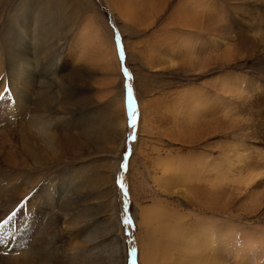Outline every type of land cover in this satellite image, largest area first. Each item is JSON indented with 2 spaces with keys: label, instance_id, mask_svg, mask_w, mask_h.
<instances>
[{
  "label": "rangeland",
  "instance_id": "obj_1",
  "mask_svg": "<svg viewBox=\"0 0 264 264\" xmlns=\"http://www.w3.org/2000/svg\"><path fill=\"white\" fill-rule=\"evenodd\" d=\"M123 1L0 0V264H23L24 258L29 264H177L150 245L158 229L172 225L175 234L185 223L201 231L215 219L222 224L217 239L237 246L247 231L258 248L248 264H264V175L255 202L229 183L215 214L208 185L178 178L163 184L171 172L156 165L181 160L191 167L197 157L203 159L200 174L211 175L222 166L237 171L233 160L240 155L243 165L264 172V0H150L156 12H149L148 0ZM186 1L194 9L203 4V10L196 5L209 17L201 26L188 12L178 16ZM183 19L191 34L172 27ZM22 27L30 51L15 36ZM185 34L194 36L193 58L181 53ZM161 45L179 55L159 56ZM20 58L26 65L24 59L16 64ZM190 90L198 95L200 123L181 118ZM39 121L53 125L44 136L34 130Z\"/></svg>",
  "mask_w": 264,
  "mask_h": 264
},
{
  "label": "bare ground",
  "instance_id": "obj_2",
  "mask_svg": "<svg viewBox=\"0 0 264 264\" xmlns=\"http://www.w3.org/2000/svg\"><path fill=\"white\" fill-rule=\"evenodd\" d=\"M119 1V0H118ZM123 1V0H122ZM133 1V0H132ZM135 1V0H134ZM143 1V0H142ZM142 1H140V2H142ZM155 1H158V0H155ZM165 1V0H164ZM163 1V2H164ZM180 1V0H179ZM182 1V0H181ZM192 1V0H191ZM191 1H190V4H188L189 2L188 1H186V3L188 4H186L187 6H183L182 7V5L183 4H181V7H179L180 9H178L177 8V12H178V16L181 14V12H182V16H187L189 13H190V17H192L191 18V20L190 21H192V19H194V21H195V23H196V26L195 27H197V25H200L202 22H204V19L206 20V19H208V15L206 16V14H202V12H200L199 11V6L201 7L203 4H201V5H199L200 4V2H198L197 0V2L199 3V4H197V2H196V4L197 5H199V6H197L196 4L194 5V6H196V7H198L197 9H196V11H195V13H193V15L195 14V16L196 17H193V15L191 14L192 12H194V8H192L193 7V4H192V7L190 8V5H191ZM203 1H205V0H202V3H203ZM209 1V0H208ZM207 1V2H208ZM123 2H125V1H123ZM147 2H149V5H151L152 6V4H153V6L151 7H149L150 8V10H149V12H151L152 10H151V8L154 10L155 8H154V1L153 2H151L150 0H148ZM146 2V3H147ZM166 2V1H165ZM164 2V3H165ZM127 3V2H126ZM131 3V2H130ZM138 3H139V0H138ZM160 3H162V0L160 1ZM159 3V4H160ZM163 3V4H164ZM192 3H193V1H192ZM163 4H160V6L161 5H163ZM180 4V3H179ZM205 4V3H204ZM129 5H131V4H129ZM128 5V6H129ZM133 5H135V4H133ZM155 5H156V3H155ZM209 5V4H208ZM164 6V5H163ZM178 6V5H177ZM206 6V5H205ZM140 7V6H139ZM138 7V8H139ZM143 7H145V6H143ZM146 7H147V5H146ZM204 7V6H203ZM203 7H201L202 8V10L204 9ZM123 8V7H122ZM125 8V7H124ZM133 8V7H132ZM148 8V7H147ZM157 8V7H156ZM160 8H162L163 9V7H160ZM174 8V7H173ZM128 9H130V10H132L131 8H128ZM127 9V10H128ZM194 9V10H193ZM125 11H126V8L124 9ZM135 10V9H134ZM140 10H142V9H140ZM157 13H156V16L158 15V13H159V9L157 8ZM197 11H199L200 12V15H199V13H198V15H199V17L197 18ZM124 12V11H123ZM145 12V11H144ZM143 12V13H144ZM154 12H156V10H154ZM183 12H184V15H183ZM187 12H188V14H187ZM130 13H131V11H130ZM129 12H128V14H130ZM138 13V11L137 12H134V14L132 15V16H136V14ZM141 13H142V11H141ZM155 15V13H153L152 12V14L151 15ZM139 15V14H138ZM149 16H150V14H148ZM146 16L147 18L149 17V16ZM162 15H164V14H162ZM123 16V15H122ZM140 16H142V14L140 15ZM175 16H177V15H175ZM189 16H187V17H189ZM130 17V16H129ZM133 17V18H134ZM151 17H153V16H151ZM151 17H149V19H151ZM161 17V16H160ZM166 17V16H165ZM126 18V17H125ZM139 18V17H138ZM143 18H145V17H143ZM154 18V17H153ZM167 18H169V17H167ZM184 18V17H183ZM197 18V19H196ZM221 18V17H220ZM155 19V18H154ZM154 19H151V20H153V21H150V20H148L150 23H149V25L151 24L152 25V23H154ZM157 19V18H156ZM163 19V18H162ZM178 19H179V17H178ZM186 19V18H185ZM188 19H190V18H187V21H188ZM173 20V19H172ZM123 21V20H122ZM147 21V22H148ZM163 21H164V19H163ZM162 21V22H163ZM131 22V21H130ZM156 22V21H155ZM159 22V21H158ZM157 22V23H158ZM165 22V21H164ZM208 22V21H207ZM207 22H205L206 24H207ZM132 23H135V22H132ZM140 23V22H139ZM141 23H142V21H141ZM156 23V24H157ZM171 23H173V22H169V24L171 25ZM184 23V24H183ZM185 23H186V25H185ZM189 23V22H188ZM188 23L186 22V20H178L177 21V23H176V25H174V24H172L171 26L172 27H174L176 30L177 29H182L183 31H185L186 32V34H191V32H193L192 30H190L191 28L190 27H188L187 25H188ZM136 24V23H135ZM138 24V23H137ZM143 24V23H142ZM142 24H140V25H142ZM144 24H145V22H144ZM155 24V23H154ZM153 24V25H154ZM161 24V23H160ZM168 24V25H169ZM190 24L192 25V23L190 22ZM189 24V25H190ZM204 24V23H203ZM202 24V25H203ZM25 25V24H24ZM139 25V24H138ZM147 25H148V23H147ZM150 25V26H151ZM143 26V25H142ZM201 26V25H200ZM145 27H147V26H145ZM169 27V26H168ZM141 28V27H140ZM148 28V27H147ZM163 28V27H162ZM165 28V27H164ZM193 28V27H192ZM206 28H207V26H206ZM205 28V29H206ZM172 29V28H171ZM200 29V28H199ZM199 29H197V30H199ZM201 29H202V27H201ZM28 29H24L23 27H22V29L20 30V31H18L17 29H16V33H15V36L18 38V41L20 42V43H23V45H24V47L26 48V49H28L29 48V51L31 50V47H30V42L32 41L31 40V38L29 37V34H28V31H27ZM157 30V29H156ZM163 30V29H162ZM166 30H167V28H166ZM200 31H202V30H200ZM21 32H23L22 34H21ZM168 32H171V31H168ZM183 33V32H182ZM213 33H217V32H213ZM171 34V33H170ZM180 34H181V32H180ZM185 34V35H186ZM182 35V34H181ZM180 35V36H181ZM201 35V34H200ZM206 35V34H205ZM218 35V34H217ZM179 36V37H180ZM202 36V35H201ZM218 36H220V35H218ZM182 37V36H181ZM180 37V38H181ZM184 37V36H183ZM167 38H168V36H167ZM166 38V39H167ZM207 38V37H206ZM216 38V37H215ZM219 38V37H218ZM24 39V40H23ZM164 39V38H163ZM163 39H162V41H163ZM183 39V38H182ZM201 39V38H200ZM184 43L183 44H181L180 43V45L183 47V51H181V53L183 54V56H185V57H190V58H193V56L192 55H194V54H196L197 52H198V50H197V46L195 45V50L193 49V43H194V36L192 35V38L190 39V38H188V36L186 35V37L184 38ZM218 40V39H217ZM203 41V44H204V42H205V40H202ZM164 42H167V41H164ZM169 42V41H168ZM179 42V41H178ZM224 42H226V41H224ZM156 43H158V42H156ZM160 43V42H159ZM197 43V42H196ZM162 44V43H161ZM165 44V43H164ZM163 44V45H164ZM103 45V44H102ZM158 45V44H157ZM163 45H161L162 47L160 48H158V51H159V53L161 54V53H170L171 55H172V52L174 51V50H170L169 49V46L167 47L166 45V48H165V46H164V48H163ZM153 46V49L155 50V47H156V45H152ZM177 46V45H176ZM181 46H179L180 48L179 49H181ZM218 46V44H210V46H209V49H215L216 47ZM103 47V46H102ZM135 47V46H134ZM171 47H173L172 45H171ZM218 48H219V46H218ZM136 49V48H135ZM152 49V48H151ZM157 49V48H156ZM206 49V48H205ZM153 50V51H154ZM212 50V51H213ZM36 51H37V48L34 50V53H36ZM135 51H138V50H135ZM207 51V50H206ZM215 51V50H214ZM103 52V51H102ZM180 52V51H179ZM155 53H156V50H155ZM174 54H178V53H176V52H173ZM204 53V52H203ZM205 53H207V52H205ZM210 53V52H209ZM104 55H105V52H104ZM156 55H158V52L155 54V56ZM163 54H161V55H159V56H162ZM179 55V54H178ZM201 55V54H200ZM206 55V54H205ZM220 55V54H219ZM151 56H152V54H151ZM165 56H167L166 54L164 55V57ZM105 57V56H104ZM107 57V56H106ZM163 57V56H162ZM169 57V56H168ZM175 57V56H174ZM195 57H196V55H195ZM194 57V58H195ZM201 57V56H200ZM199 57V54H198V56H197V58H200ZM218 57V56H217ZM154 58V57H153ZM177 58V57H176ZM189 58V59H190ZM207 58V57H206ZM25 61H23L24 63L23 64H25L26 65V63L28 62V60H27V58L25 59V58H23ZM22 58H20V59H18V60H15L16 61V64H19L20 62H22V60H23ZM156 59H159V58H156ZM161 59V58H160ZM160 59L158 60V61H160ZM184 59V58H183ZM218 59H219V57H218ZM153 60V59H152ZM152 60H150V62L152 61ZM165 60V59H164ZM164 60H163V62H164ZM167 60V59H166ZM171 60H175V59H172L171 58ZM177 61V60H176ZM192 61V60H191ZM195 61V59L193 60V62ZM197 61V60H196ZM200 62H201V59L199 60ZM156 63H157V61H155ZM166 62V61H165ZM175 62V61H174ZM188 62V61H187ZM159 64L161 63V62H158ZM171 63V62H170ZM198 63V61L196 62V64ZM15 64V63H14ZM152 64V63H151ZM172 64V63H171ZM174 64H176V63H174ZM190 64V63H189ZM154 65V64H153ZM161 65V64H160ZM163 65V64H162ZM191 65V64H190ZM195 65V64H194ZM194 65H192V66H194ZM24 66V65H23ZM155 66V65H154ZM156 66H158V65H156ZM201 66V65H200ZM17 67V66H16ZM166 67V66H165ZM197 67V66H196ZM202 67V66H201ZM14 68V67H13ZM152 68V67H151ZM161 68V67H160ZM163 68V67H162ZM170 67H168V69H169ZM19 69H21V66H19ZM24 69H27V68H24ZM174 69V68H173ZM203 69V68H202ZM14 70H17V68L16 69H14ZM194 70V69H193ZM199 70V69H198ZM25 71V70H24ZM171 73V72H170ZM220 79H218V81H219ZM221 81H223V79H221ZM226 81V80H225ZM213 84H215V85H217L216 83H213ZM220 84H222V83H220ZM225 84L227 85L228 83H226V82H224V86H225ZM222 86V85H221ZM220 86V87H221ZM229 86V85H228ZM205 87V86H204ZM218 87V86H217ZM219 87V88H220ZM222 89H223V87H222ZM192 90V89H191ZM191 90H190V93H192L191 92ZM201 90V89H200ZM224 90H226L225 88H224ZM224 90H222V93H223V91ZM206 91V90H205ZM217 91H218V89H217ZM188 92V91H187ZM199 92V91H198ZM198 92H197V94H198ZM211 92V91H210ZM209 92V93H210ZM189 93V92H188ZM195 93V92H194ZM200 93V92H199ZM204 93V92H203ZM217 93H219V92H217ZM221 93V94H222ZM208 95V94H207ZM218 95V94H217ZM182 97H181V99H183L184 98V96L183 95H181ZM200 96H201V93H200ZM209 96H211V95H209ZM220 96V95H219ZM180 97V96H179ZM203 98V97H202ZM206 98V97H205ZM214 98V97H213ZM166 99V98H165ZM178 99V98H177ZM180 99V98H179ZM180 99V100H181ZM192 99H197L198 100V95H193V93L190 95H188L187 94V96H185V98L182 100V104H180L181 105V107H182V105H183V107H184V111L183 110H180V111H182L183 113H182V115H181V118L182 117H185L186 115H188L189 116V118H194L195 120H199V122L198 123H200V119H199V117L202 115L200 112H198L197 110L199 109V107L197 108V106L198 105H196V100L194 101V104L192 103ZM200 99V98H199ZM169 100V99H168ZM167 100V101H168ZM179 100V101H180ZM204 100V99H203ZM201 101V99L199 100V102ZM177 102V101H176ZM175 102V103H176ZM41 103V102H40ZM181 103V102H180ZM214 103H216L215 101H214ZM177 104V103H176ZM193 104V106H191ZM212 104H213V102H212ZM150 105V104H149ZM148 105V106H149ZM215 105V104H214ZM167 106H169V105H167ZM200 106H202V105H200ZM181 107H178V108H181ZM182 107V108H183ZM220 107H222L221 106V104H220ZM196 108H197V110H196ZM217 108V104L214 106V109H216ZM223 109V108H222ZM160 110V109H159ZM163 110V109H162ZM179 110V109H178ZM177 110V111H178ZM187 110V111H186ZM201 110V109H200ZM167 111V113L169 112V110H166V108H165V110H164V112H166ZM163 112V113H164ZM172 112H175V111H172ZM215 112H216V110H215ZM160 113H162V111L160 112ZM178 113H180L179 111L176 113V114H178ZM189 113V114H188ZM166 114V113H165ZM170 114V113H169ZM153 115V114H152ZM171 115H173V114H171ZM155 116V115H154ZM157 117H158V115H156ZM209 116H211V115H209ZM37 117V116H36ZM167 117H169V115L167 116ZM177 119H178V117L179 116H175ZM44 118V117H43ZM186 118V117H185ZM188 118V117H187ZM207 118V117H206ZM208 118H210V117H208ZM157 119V118H156ZM165 119H167L168 120V118H165ZM172 119H174V117L172 118ZM180 119V118H179ZM178 119V121H180V122H178L179 124L181 123V125L183 124V120L181 121V120H179ZM203 119V118H202ZM205 119V118H204ZM68 120V119H67ZM169 120H170V118H169ZM168 120V121H169ZM189 120V119H188ZM191 120V119H190ZM195 120H194V123H196L195 122ZM171 121V120H170ZM173 121V124H174V121L175 120H172ZM171 121V122H172ZM177 121V120H176ZM185 121V120H184ZM187 121V120H186ZM185 121V122H186ZM40 122V121H39ZM46 121H42V122H40V125H43L44 123H45ZM188 122V121H187ZM170 123V122H169ZM177 122H175V124H176ZM177 123V124H178ZM190 124L192 123L193 124V119H192V121L191 122H189ZM197 123V124H198ZM203 122H201V124H202ZM175 125L176 127L178 126V125ZM186 124V123H185ZM191 124V125H192ZM208 124V123H207ZM46 125V124H45ZM190 125V126H191ZM194 125V124H193ZM196 125V124H195ZM187 126V125H186ZM190 126H187V127H189L190 128ZM183 127H185V126H183ZM192 127V126H191ZM178 128V127H177ZM188 128V129H189ZM194 128H195V126H194ZM194 128H192V129H194ZM180 129H182V128H180ZM186 129V128H185ZM71 140V139H70ZM234 151V150H233ZM237 153L238 152H236V153H234V156H235V154L237 155ZM228 155V154H227ZM226 154L224 155V157L226 158V159H228V158H234L233 156H231V155H228L227 156ZM192 157V156H191ZM190 157V158H191ZM194 157H196V155L194 156ZM164 158H165V156H164ZM164 158H161L162 160L164 159ZM203 158V157H202ZM157 159V158H156ZM155 159V160H156ZM192 159V158H191ZM196 159L197 160H194V158L192 159V164H191V167H190V165H188V166H185L184 164L185 163H187V162H181V160H180V162H178L179 164H177V165H175V163L174 162H176V161H174L173 162V160L172 161H162V162H159L158 164H156V165H159V167L161 168V170H162V172H166V174L167 173H169V172H171V176L170 177H168V180L166 181V183H163V184H166V185H172V184H174V179L176 178H178V179H181V181L183 182V183H195V182H199V183H203V186L204 187H202V186H198V188L200 187V188H206V186L208 185V188H206V189H208L209 190V192H210V196H211V199L212 200H214L215 201V206H214V208H213V211L215 212V214L217 213H221V211H219V212H216L217 210H218V207L219 206H217L218 205V198H220L223 194H224V191L226 190V186H228V185H230V186H232L231 184H229V183H231V182H234V183H232V184H237V189L238 190H240L241 192L242 191H245L246 192V197H249V198H251L250 200H252L253 199V201H254V199H255V196L258 194V192L256 191L257 190V185L258 184H261V183H258L257 182V180L259 179V178H261V177H263V173L264 172H256V170L254 169V167H247L246 165H243L242 164V162H243V159L240 157V155H237V157L233 160V162L234 163H236L235 164V166H236V168L238 169L237 171H236V169H235V172L233 171V172H230V171H232V169H222V167H220V165H221V163H216L215 165H214V168L216 169V167L217 166H219L221 169L219 170V172L218 173H214V174H211V175H203V174H200V168H201V166H202V161H203V159H202V161L200 160V159H198L197 157H196ZM158 160V159H157ZM156 160V161H157ZM160 160V159H159ZM206 160V159H205ZM229 160V159H228ZM161 161V160H160ZM179 161V160H178ZM222 161V160H221ZM231 161V160H230ZM239 162H241V163H239ZM224 163V162H223ZM206 165V164H205ZM213 166V165H212ZM212 166H211V168H212ZM157 168H158V166H157ZM234 169V168H233ZM169 174H168V176H169ZM200 174V177L198 178L197 177V175H199ZM164 175V174H163ZM167 176V175H166ZM162 177V176H161ZM263 179V178H262ZM157 180V179H156ZM162 181V180H161ZM260 181H261V179H260ZM163 182V181H162ZM179 182H180V180H179ZM178 182V183H179ZM156 183V182H155ZM163 184H161L160 182H157V186H159V185H163ZM201 185V184H200ZM161 187V186H160ZM164 187H165V185H164ZM162 189V188H161ZM157 190H158V188H157ZM159 191H161V190H159ZM200 191L201 190H199V193H200ZM196 193V192H195ZM206 193V192H205ZM208 193V192H207ZM204 194V193H203ZM195 195H197V194H195ZM224 196V195H223ZM227 200V199H226ZM252 202V201H251ZM255 202V201H254ZM220 208V207H219ZM222 208V207H221ZM143 214V213H142ZM151 216H152V214H151ZM158 216V215H157ZM150 217V216H149ZM169 217V216H168ZM168 217H166V219L168 218ZM145 218V217H144ZM170 218V217H169ZM215 218V217H214ZM213 218V219H214ZM148 219V218H147ZM210 220V219H209ZM216 220V219H215ZM215 220H213V221H210V225H209V227H202V229L205 231V230H207V232H208V234L206 233V231H205V233L207 234V235H205L206 237L204 238V236H202L201 235V233L200 232H202L203 230H201V231H199V229L198 228H196L195 227V225L194 224H192V225H186L185 223L183 224V226L181 225V227H179L177 230H176V232H175V234L173 233V231H174V228H171L172 227V225L171 226H169V228H167V230H166V228H161V229H158V232H156V234L158 233V235L156 236L155 235V240H154V242H152L150 245H152V247H153V249H154V251H156L157 252V254L161 257V258H163V259H165V257L166 258H168V260H169V257L171 258L170 260H173V261H176L177 262V264H225L226 263V261L224 262V258L226 257V255H229L228 257H226V259L225 260H227V262L229 261V264H248V261H250V259L251 258H253L252 257V254H253V249H254V247H252V245H253V243H250V237H249V235H248V232L247 231H242V233L240 234L241 235V243H239L237 246H229V245H227L226 243H224V241L222 240V241H220V239L218 238L217 239V237L219 236V229H221L220 228V225L222 226V224H220L218 221L219 220H217V221H215ZM152 221V220H151ZM155 221V220H154ZM159 221V220H158ZM166 221V220H165ZM165 221H162L164 224H163V227H167V225L169 224V221L167 220V223L165 224ZM160 222V221H159ZM148 223V222H147ZM146 223V224H147ZM152 223V222H151ZM159 224H162V223H158L157 225H159ZM190 224V223H189ZM197 224V223H196ZM204 224H206V222L205 223H203V225ZM148 225V224H147ZM146 225V226H147ZM154 225V223H152V226ZM156 225V226H157ZM207 226H208V224H206ZM149 226H151V225H149ZM148 226V227H149ZM161 225H159V227H160ZM192 226H194V227H192ZM198 226V225H197ZM155 226H153V228H154ZM150 228H152V227H150ZM156 228V227H155ZM182 228V229H181ZM180 229H181V231H180ZM153 230V229H152ZM223 230V229H222ZM248 230H250V229H248ZM157 231V230H156ZM252 231V230H251ZM150 233H151V229H150V231H149ZM153 232V231H152ZM220 236H221V234H220ZM223 236V235H222ZM258 237V236H257ZM262 239H263V236L261 237ZM256 239V238H255ZM168 240L170 241V242H168ZM260 240V239H259ZM256 241V240H255ZM257 241H258V239H257ZM261 241V240H260ZM256 242V243H261V242ZM254 242V241H253ZM206 245L208 246V248L206 247ZM45 246V245H44ZM256 246H257V244H256ZM151 246H149L148 248H150ZM199 248H203L202 249V252L201 253H199L198 251H200L199 250ZM257 247H255V249H256ZM261 248H263L262 246H261ZM254 249V250H255ZM258 249V248H257ZM168 250H175L177 253H175L176 255H173V254H171V253H169L168 254ZM43 251V250H42ZM32 253V252H31ZM44 253V252H43ZM255 253V252H254ZM219 254H221L223 257H218L219 256ZM41 255H43V254H41ZM46 255H49V254H46ZM148 255H151L152 256V251H151V249H150V252H148ZM216 256L218 257V258H220V259H217L216 258ZM256 256V255H255ZM43 258L45 259V257L43 256ZM146 258V259H145ZM145 258H144V261H148V259H147V257L145 256ZM151 257H149V259H150ZM255 258V257H254ZM235 259H237L238 261H235ZM256 259V258H255ZM257 259H258V257H257ZM142 261V260H141ZM168 262H172V261H168ZM253 263V262H252ZM23 264H29V260L27 259V258H24L23 259ZM32 264H40V263H38V262H36V260L34 261V263H32ZM149 264V263H148ZM176 264V263H175Z\"/></svg>",
  "mask_w": 264,
  "mask_h": 264
},
{
  "label": "snow or ice",
  "instance_id": "obj_3",
  "mask_svg": "<svg viewBox=\"0 0 264 264\" xmlns=\"http://www.w3.org/2000/svg\"><path fill=\"white\" fill-rule=\"evenodd\" d=\"M123 56H124V51H123V48H121V58H123ZM125 72H127L126 69H125ZM128 105H129V110H130V114L132 117L131 122H132V124H135L136 123V115H135L134 102L132 99L131 87H129V90H128ZM121 187H123V185H121ZM124 223L128 224V223H131V221L128 219H125Z\"/></svg>",
  "mask_w": 264,
  "mask_h": 264
},
{
  "label": "clouds",
  "instance_id": "obj_4",
  "mask_svg": "<svg viewBox=\"0 0 264 264\" xmlns=\"http://www.w3.org/2000/svg\"><path fill=\"white\" fill-rule=\"evenodd\" d=\"M52 124H49L47 127H45L44 125H34V130L35 132L40 135V136H44L47 134V131L52 128Z\"/></svg>",
  "mask_w": 264,
  "mask_h": 264
}]
</instances>
